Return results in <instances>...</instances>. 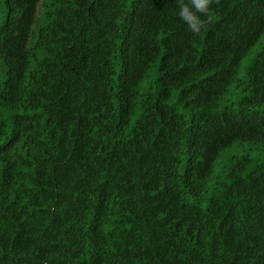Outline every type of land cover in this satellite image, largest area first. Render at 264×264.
<instances>
[{"label":"trees","instance_id":"1","mask_svg":"<svg viewBox=\"0 0 264 264\" xmlns=\"http://www.w3.org/2000/svg\"><path fill=\"white\" fill-rule=\"evenodd\" d=\"M260 149L264 0H0V264H264Z\"/></svg>","mask_w":264,"mask_h":264},{"label":"clouds","instance_id":"2","mask_svg":"<svg viewBox=\"0 0 264 264\" xmlns=\"http://www.w3.org/2000/svg\"><path fill=\"white\" fill-rule=\"evenodd\" d=\"M213 0H176L178 16L194 35H198L211 20Z\"/></svg>","mask_w":264,"mask_h":264},{"label":"rangeland","instance_id":"3","mask_svg":"<svg viewBox=\"0 0 264 264\" xmlns=\"http://www.w3.org/2000/svg\"><path fill=\"white\" fill-rule=\"evenodd\" d=\"M255 52H256V49H255ZM250 56H252V54H251ZM247 65H248V60L246 59L245 62H244V64H243V67H242V69H241V71H240V74H239L240 77H242V76L244 75V73H245V68H246ZM245 146H247V145H245ZM247 147H248V146H247ZM261 148H262V147H261ZM262 149H263V148H262ZM226 152H227V151H226ZM239 154H240V153H238L237 149H235V150H229V151L223 156L222 160L219 161V162L217 163L216 168L219 167V169H220V167L224 166V165L221 164V162L223 163V162L226 161V160H230L231 157H234V156L239 155ZM255 157L263 158V157H264L263 150L260 149V152L255 153Z\"/></svg>","mask_w":264,"mask_h":264}]
</instances>
